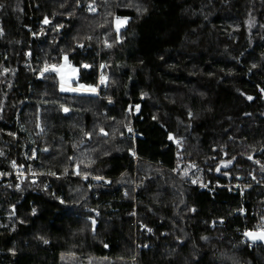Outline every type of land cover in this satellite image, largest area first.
Masks as SVG:
<instances>
[{
  "label": "trees",
  "instance_id": "16d2710c",
  "mask_svg": "<svg viewBox=\"0 0 264 264\" xmlns=\"http://www.w3.org/2000/svg\"><path fill=\"white\" fill-rule=\"evenodd\" d=\"M263 181L264 0H0V264H264Z\"/></svg>",
  "mask_w": 264,
  "mask_h": 264
},
{
  "label": "built area",
  "instance_id": "2783aa9c",
  "mask_svg": "<svg viewBox=\"0 0 264 264\" xmlns=\"http://www.w3.org/2000/svg\"><path fill=\"white\" fill-rule=\"evenodd\" d=\"M46 70L48 71V68ZM90 89H95V91H92V92L98 93V87H94V88H90ZM137 158L138 157H137L136 153L132 152V160L136 161ZM191 183L194 184L198 189H206L210 193H213L214 189L216 187L221 186V185H215V184H210V183H198V184H196L194 179L191 181ZM259 184L264 186V181L259 183ZM225 186L228 189V191H231V192H235L236 191L235 188H237V187L240 188L241 187V185H229V184L225 185ZM130 215L132 216V220H131L130 224L133 226V229H134L135 233L143 232V231L147 230V227L145 226V224H143L142 222H140L137 219V215H136V210L135 209H133L130 212ZM254 230L255 231H264V218H262L260 216H257V219L255 221V229ZM241 242L247 243V248L249 250H256V251L261 252V253L264 254V247H263L262 244L248 242L245 237H243V239H241ZM142 246L145 248L147 245L143 244Z\"/></svg>",
  "mask_w": 264,
  "mask_h": 264
},
{
  "label": "rangeland",
  "instance_id": "374dc122",
  "mask_svg": "<svg viewBox=\"0 0 264 264\" xmlns=\"http://www.w3.org/2000/svg\"><path fill=\"white\" fill-rule=\"evenodd\" d=\"M124 20L123 18H119ZM115 29L117 30V19L114 22ZM124 26V24H123ZM122 27V26H121ZM119 27V29L121 28ZM48 72L55 71L59 80V89L64 92H77V93H92L90 88L82 85L74 84L73 81L77 79L78 68L69 63L67 56H63L60 63L57 66H48ZM16 175L21 177L24 175L17 170Z\"/></svg>",
  "mask_w": 264,
  "mask_h": 264
},
{
  "label": "snow or ice",
  "instance_id": "6c2138e0",
  "mask_svg": "<svg viewBox=\"0 0 264 264\" xmlns=\"http://www.w3.org/2000/svg\"><path fill=\"white\" fill-rule=\"evenodd\" d=\"M44 22L48 23L47 20H45ZM126 22H127L126 18L124 20H120L119 18H117V30H119V27L123 26V24H125ZM90 90L95 91V89H90ZM249 99H251V97H249ZM65 111H67V109ZM93 223H95V221H93ZM244 235L250 237L252 240H257V239L264 240V231H261L259 233L245 232ZM45 243H47V241H45Z\"/></svg>",
  "mask_w": 264,
  "mask_h": 264
},
{
  "label": "water",
  "instance_id": "95a60500",
  "mask_svg": "<svg viewBox=\"0 0 264 264\" xmlns=\"http://www.w3.org/2000/svg\"><path fill=\"white\" fill-rule=\"evenodd\" d=\"M247 232L259 233V232H261V231H253V230H251V231H247ZM244 236H245V235H244ZM245 238H246V240H247L248 242H251V243H260V244H262L263 247H264V240H260V239L252 240V239H251L250 237H248V236H245Z\"/></svg>",
  "mask_w": 264,
  "mask_h": 264
}]
</instances>
